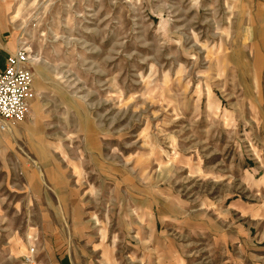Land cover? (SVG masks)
<instances>
[{
  "label": "rangeland",
  "instance_id": "1",
  "mask_svg": "<svg viewBox=\"0 0 264 264\" xmlns=\"http://www.w3.org/2000/svg\"><path fill=\"white\" fill-rule=\"evenodd\" d=\"M2 1L36 96L0 132V264H264V0Z\"/></svg>",
  "mask_w": 264,
  "mask_h": 264
},
{
  "label": "built area",
  "instance_id": "2",
  "mask_svg": "<svg viewBox=\"0 0 264 264\" xmlns=\"http://www.w3.org/2000/svg\"><path fill=\"white\" fill-rule=\"evenodd\" d=\"M1 33V25H0ZM33 58L28 47L19 42L14 53L9 54L6 65L0 70V132L26 120L31 101L35 98ZM27 264H45L36 250L30 248L25 257Z\"/></svg>",
  "mask_w": 264,
  "mask_h": 264
},
{
  "label": "crops",
  "instance_id": "3",
  "mask_svg": "<svg viewBox=\"0 0 264 264\" xmlns=\"http://www.w3.org/2000/svg\"><path fill=\"white\" fill-rule=\"evenodd\" d=\"M5 6V3L0 0V70L4 69L9 54L14 53L19 46L18 33L14 32L8 20L7 14L5 12ZM16 125L18 124L12 125V128ZM62 244V241H60L59 245ZM58 247L60 248L57 250H55L54 247L51 253H48V255L42 259L45 264H76L73 262H77L78 264H91V262L95 260L93 258V254L87 249L85 250L82 248V251L79 253L73 251L74 248L72 245H69L68 251H66V249H61V246ZM105 259L106 258H103L102 260Z\"/></svg>",
  "mask_w": 264,
  "mask_h": 264
}]
</instances>
